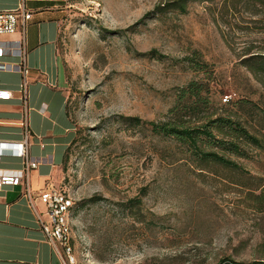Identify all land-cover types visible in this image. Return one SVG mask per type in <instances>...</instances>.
<instances>
[{"label": "rangeland", "instance_id": "1", "mask_svg": "<svg viewBox=\"0 0 264 264\" xmlns=\"http://www.w3.org/2000/svg\"><path fill=\"white\" fill-rule=\"evenodd\" d=\"M165 1L62 2L59 51L77 128L62 181L74 200V264L264 259V72L241 61L264 50V14L251 0L190 2L187 12L159 9ZM193 80H213L217 114L262 139L261 148L238 140L244 155L223 151L241 169L202 163L148 123L173 118Z\"/></svg>", "mask_w": 264, "mask_h": 264}, {"label": "crops", "instance_id": "2", "mask_svg": "<svg viewBox=\"0 0 264 264\" xmlns=\"http://www.w3.org/2000/svg\"><path fill=\"white\" fill-rule=\"evenodd\" d=\"M64 0H27L33 19L26 30L28 93L18 69L2 72L1 83L13 92L0 102V136L20 140L30 132L29 151L39 161L29 173L35 208L25 194V186H5L0 190V264H65L64 252L47 239L41 218L48 219L39 192L48 185L63 187V170L69 148L77 138V128L68 104V73L59 51ZM21 0H0V11L18 8ZM22 32L6 35L17 40ZM20 56L8 54L6 63ZM24 160L5 157L0 169L19 170ZM41 217V218H40Z\"/></svg>", "mask_w": 264, "mask_h": 264}, {"label": "trees", "instance_id": "3", "mask_svg": "<svg viewBox=\"0 0 264 264\" xmlns=\"http://www.w3.org/2000/svg\"><path fill=\"white\" fill-rule=\"evenodd\" d=\"M213 1V0H166L159 9L173 8L181 12H187L190 2ZM235 1V0H233ZM250 9L254 15L264 14V0H251ZM247 56V57H245ZM242 58V63L256 75L264 72V50L248 52ZM201 69L207 67L205 64L197 63ZM213 80H193L187 86L183 87L178 94V100L170 113L173 116L166 122H148L153 126V130L167 137L176 138L183 143L188 144L192 153L202 163L213 161L235 169H241V165L229 158L225 152L230 151L238 155H244L245 152L240 146L238 140L253 144L257 147H263L261 138L251 133L249 129L240 122L230 118H223L217 114L213 105L212 94L216 88L212 84ZM225 101H229L226 98ZM218 115L214 118V116ZM135 123L142 124L140 117L132 118ZM146 123V122H145ZM219 132L229 138H220L214 132ZM236 139V140H235ZM207 145L209 148L204 147ZM221 149L222 151H219ZM70 150V148H69ZM69 152V151H68ZM68 157V155H67ZM259 204H264V187L258 195ZM218 264H264V259L252 262L236 261L231 258H224Z\"/></svg>", "mask_w": 264, "mask_h": 264}, {"label": "built area", "instance_id": "4", "mask_svg": "<svg viewBox=\"0 0 264 264\" xmlns=\"http://www.w3.org/2000/svg\"><path fill=\"white\" fill-rule=\"evenodd\" d=\"M33 19V11L28 8L27 0H21L18 8L13 10L0 11V102L10 100L13 92L2 86L1 76L5 70L18 69L24 76L23 91L28 93L27 76L30 67L27 62L28 48L26 30L29 22ZM22 32V37L17 40L4 39L6 35ZM8 54L20 56L17 63H6L5 57ZM30 132L27 129L25 137L20 140L4 139L0 136V163L5 157H19L24 160V167L19 170L0 169V190L5 186H25V194L29 202L35 208L34 196L29 182V173L39 165L29 151ZM40 200L46 207L47 220L42 219L43 229L47 234L48 241L57 249L62 250L67 259L65 264H74L70 260L72 256L71 246V224L70 213L74 206L73 197L66 188L56 185H48L39 192Z\"/></svg>", "mask_w": 264, "mask_h": 264}]
</instances>
